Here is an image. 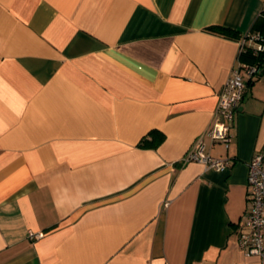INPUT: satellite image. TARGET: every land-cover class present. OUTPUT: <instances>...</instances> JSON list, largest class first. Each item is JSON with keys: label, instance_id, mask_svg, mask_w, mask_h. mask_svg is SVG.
<instances>
[{"label": "crops", "instance_id": "crops-1", "mask_svg": "<svg viewBox=\"0 0 264 264\" xmlns=\"http://www.w3.org/2000/svg\"><path fill=\"white\" fill-rule=\"evenodd\" d=\"M249 30L264 0H0V264H264L238 244L264 71L203 137L229 168L182 161Z\"/></svg>", "mask_w": 264, "mask_h": 264}, {"label": "built area", "instance_id": "built-area-1", "mask_svg": "<svg viewBox=\"0 0 264 264\" xmlns=\"http://www.w3.org/2000/svg\"><path fill=\"white\" fill-rule=\"evenodd\" d=\"M237 62L232 68V75L225 82L218 94L213 120L204 134L196 139L193 146L186 153L183 160H196L206 169L217 171L227 170L230 160L224 157L210 155L205 150L204 136L211 141L222 142L225 148L229 147L230 129L236 124V115L239 104L245 94L250 81L257 78L264 67L256 62H247L240 59L247 51L259 54L264 51V33L249 30L240 36ZM264 148L247 161L246 183L250 207L243 216L238 235V244L247 254L264 255ZM40 232L29 231L30 238H37Z\"/></svg>", "mask_w": 264, "mask_h": 264}, {"label": "trees", "instance_id": "trees-1", "mask_svg": "<svg viewBox=\"0 0 264 264\" xmlns=\"http://www.w3.org/2000/svg\"><path fill=\"white\" fill-rule=\"evenodd\" d=\"M210 31L216 32V33H220L223 35H227V36H235L237 35L236 32L230 30L229 28L226 27H217V26H210L207 28ZM240 59L242 61H247V62H256L258 63L260 66L264 67V51L260 52L259 54L255 55L250 53L249 51L243 53L240 57ZM154 131H151L150 134H153ZM155 140V137H153V135H151V140L150 143H154L153 141Z\"/></svg>", "mask_w": 264, "mask_h": 264}]
</instances>
